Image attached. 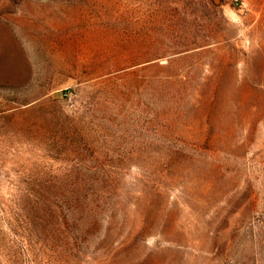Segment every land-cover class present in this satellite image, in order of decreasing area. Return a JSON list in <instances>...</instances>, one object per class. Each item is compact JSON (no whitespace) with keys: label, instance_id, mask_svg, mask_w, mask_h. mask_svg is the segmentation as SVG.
<instances>
[{"label":"rangeland","instance_id":"374dc122","mask_svg":"<svg viewBox=\"0 0 264 264\" xmlns=\"http://www.w3.org/2000/svg\"><path fill=\"white\" fill-rule=\"evenodd\" d=\"M0 264H264V0H0Z\"/></svg>","mask_w":264,"mask_h":264}]
</instances>
